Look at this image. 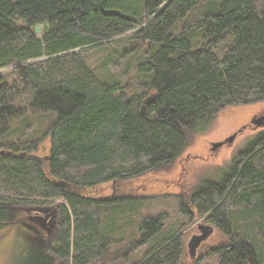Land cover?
Returning a JSON list of instances; mask_svg holds the SVG:
<instances>
[{
	"label": "trees",
	"instance_id": "trees-1",
	"mask_svg": "<svg viewBox=\"0 0 264 264\" xmlns=\"http://www.w3.org/2000/svg\"><path fill=\"white\" fill-rule=\"evenodd\" d=\"M97 48L109 53L96 70L135 61L137 91L86 62ZM6 66L13 76H0V229L20 205L54 203L58 229L28 264H95L116 227L92 189L167 169L221 110L264 102V0H0ZM25 93L30 123L32 114H54L35 137L17 102ZM187 202L225 238L211 250L218 264H264V131ZM138 228L136 246L160 232L159 216ZM179 232L125 264H182Z\"/></svg>",
	"mask_w": 264,
	"mask_h": 264
},
{
	"label": "rangeland",
	"instance_id": "rangeland-1",
	"mask_svg": "<svg viewBox=\"0 0 264 264\" xmlns=\"http://www.w3.org/2000/svg\"><path fill=\"white\" fill-rule=\"evenodd\" d=\"M41 30L37 33L39 34ZM108 53V49H93L86 55V62L92 63L94 70L103 68V63L100 62ZM134 62L132 60L126 69L122 63V66L118 65L116 68L108 66V72L104 69L96 71H99V75L103 77L111 76L118 79L129 92H134L139 88ZM0 76L10 79L13 76L12 66L0 68ZM29 97V93H25L19 96L17 102L26 112L24 116L29 128L36 129L34 131L36 134L33 135L35 137L46 130L53 121L54 114H32V123H30L26 106ZM262 114H264V102L227 107L217 114L207 130L190 138L184 151L167 169L148 172L116 183H103L92 189L91 196L106 201L104 211L108 218L112 216V226L116 227L111 235L112 243L107 256L102 262L95 264H125L137 260L149 246L178 230L183 243L182 264H218V256L211 250L225 244L226 241L215 228L206 239L201 240L193 257L189 252V240L200 233L199 225H207V223L195 215L187 201L200 181L204 179L219 181L229 171L231 161L236 158L238 152L245 148L259 132L264 131V126H254L250 123L253 118ZM23 122L21 118L13 122L11 129L21 126ZM30 130H27V133ZM234 133L232 142H225L215 150L211 149L212 143L224 142ZM9 138L13 141L15 139L13 135ZM47 146L48 141L45 138L39 144L36 153L45 156ZM0 152L3 153L2 150ZM1 155L3 154H0V157ZM54 205V203L20 205L23 209L21 215H24L26 210L29 215L41 219L40 221L45 224L44 228L40 223H35L43 232L45 244L36 238L24 237L25 227L20 222L9 223L7 227L0 229V264H28L30 253H34L36 249L43 253L42 249H46L52 239L48 238L47 231L51 227L49 224L51 216L49 212H41L36 208L54 207ZM21 215L19 213V216ZM46 215H48L47 218H45ZM156 216H159L161 221L160 232L153 235L147 242L136 246L145 231L138 228L139 220ZM131 248L134 249L125 256L126 250ZM125 257L127 260L122 263Z\"/></svg>",
	"mask_w": 264,
	"mask_h": 264
},
{
	"label": "water",
	"instance_id": "water-1",
	"mask_svg": "<svg viewBox=\"0 0 264 264\" xmlns=\"http://www.w3.org/2000/svg\"><path fill=\"white\" fill-rule=\"evenodd\" d=\"M41 28L42 27L40 25L39 26H35L34 27V31L37 33ZM250 123L253 124V125H256V126H264V114L253 118ZM234 137H235V133L233 135H231L229 138H227V140H225L224 142H214V143H212L211 144V149L215 150L216 148H218L219 146H221L225 142H229V143L232 142ZM0 154H2V152H0ZM60 186H62L65 189H72V187H73V185H71V184H63V183H61ZM36 209H39V211L45 212V213L49 212V214L51 216V219L49 220V224H50V226H52L53 225L54 214L50 210V207H46L45 206V207H39V208H36ZM47 217H48V215L45 216V218H47ZM198 228H199L200 233L197 234V235L192 236L191 239L188 242V247L190 248L189 252H190L192 257L195 254V249L201 243V240L206 239L211 234V232L213 230V227L211 225H208V224L207 225H199Z\"/></svg>",
	"mask_w": 264,
	"mask_h": 264
},
{
	"label": "flooded vegetation",
	"instance_id": "flooded-vegetation-1",
	"mask_svg": "<svg viewBox=\"0 0 264 264\" xmlns=\"http://www.w3.org/2000/svg\"><path fill=\"white\" fill-rule=\"evenodd\" d=\"M20 209V215L21 213L23 212V209L22 208H19ZM50 210L53 212L54 214V224L53 226H51L50 228H46L47 231L49 232L48 234V238H52L51 241L53 240L54 238V235H55V232L57 231L58 229V214H57V211H56V208L55 206L54 207H50ZM29 212V211H28ZM41 219H37L36 217H33L31 215H29L27 213V211L25 210V214L24 215H21V216H18L17 217V220L16 222H20L22 226L25 227V231L23 232V236H30L32 238H36L40 241L43 240V232L42 230H40V228L35 224L36 222L40 223L42 226L41 227H44L45 228V224L42 223V221H40ZM40 221V222H39ZM47 237V236H46Z\"/></svg>",
	"mask_w": 264,
	"mask_h": 264
},
{
	"label": "bare ground",
	"instance_id": "bare-ground-1",
	"mask_svg": "<svg viewBox=\"0 0 264 264\" xmlns=\"http://www.w3.org/2000/svg\"><path fill=\"white\" fill-rule=\"evenodd\" d=\"M39 26V25H38ZM41 27H42V25H40ZM42 29V28H41ZM253 125V124H252ZM254 126H256V125H254Z\"/></svg>",
	"mask_w": 264,
	"mask_h": 264
}]
</instances>
